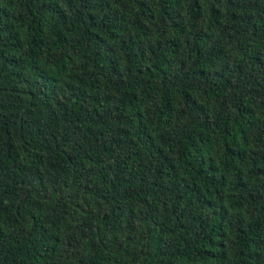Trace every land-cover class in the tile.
I'll list each match as a JSON object with an SVG mask.
<instances>
[{
	"label": "trees",
	"instance_id": "1",
	"mask_svg": "<svg viewBox=\"0 0 264 264\" xmlns=\"http://www.w3.org/2000/svg\"><path fill=\"white\" fill-rule=\"evenodd\" d=\"M0 264H264V0H0Z\"/></svg>",
	"mask_w": 264,
	"mask_h": 264
}]
</instances>
